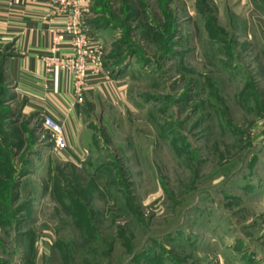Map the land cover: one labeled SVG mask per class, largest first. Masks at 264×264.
<instances>
[{
	"label": "rangeland",
	"instance_id": "374dc122",
	"mask_svg": "<svg viewBox=\"0 0 264 264\" xmlns=\"http://www.w3.org/2000/svg\"><path fill=\"white\" fill-rule=\"evenodd\" d=\"M85 15L103 73L135 65L119 103L79 101L75 164L0 72V264H264V0Z\"/></svg>",
	"mask_w": 264,
	"mask_h": 264
},
{
	"label": "crops",
	"instance_id": "0c3cea01",
	"mask_svg": "<svg viewBox=\"0 0 264 264\" xmlns=\"http://www.w3.org/2000/svg\"><path fill=\"white\" fill-rule=\"evenodd\" d=\"M181 1L185 17L191 15L196 0ZM212 1L216 7L220 2ZM66 19L63 12L53 13L46 0H0V57L7 55L4 73L10 85V99L20 105L23 114L40 120L44 115L54 117L64 130V146L56 152L64 161L75 164L83 158L85 148L81 138L82 104L74 90L75 80L62 64L49 66L44 62L46 58L61 60L72 56L67 34L57 43L56 51L52 48L54 33ZM103 37L101 40L105 41L107 37ZM128 62L122 70H115L116 79L89 67L83 77L84 103L99 99L119 103L124 96V74L135 65ZM245 264L255 263L249 259Z\"/></svg>",
	"mask_w": 264,
	"mask_h": 264
},
{
	"label": "built area",
	"instance_id": "2783aa9c",
	"mask_svg": "<svg viewBox=\"0 0 264 264\" xmlns=\"http://www.w3.org/2000/svg\"><path fill=\"white\" fill-rule=\"evenodd\" d=\"M51 6L52 12H63L66 15V22L60 30H56L53 36V51H56V46L63 35L69 36L70 46L72 47V56L55 60L46 58L45 64L51 66V63L56 62L62 64L72 74L75 80V93L79 101L81 100V92L84 84L83 77L85 72L91 67L96 72H103L99 56L96 52L94 39L88 35V30L85 24L84 16L87 11L88 0H46ZM41 125L49 131L53 140L55 151L64 146V130L62 125L57 120L50 116L44 115L41 118Z\"/></svg>",
	"mask_w": 264,
	"mask_h": 264
},
{
	"label": "trees",
	"instance_id": "16d2710c",
	"mask_svg": "<svg viewBox=\"0 0 264 264\" xmlns=\"http://www.w3.org/2000/svg\"><path fill=\"white\" fill-rule=\"evenodd\" d=\"M200 1H203V0H196V4L198 5V2H200ZM204 1H208V0H204ZM196 5V6H197ZM172 54V53H171ZM134 55H135V51L134 50H131V51H128V52H126L125 53V55L124 56H122V58L121 59H119V63L116 65L117 67H114V68H116V70L118 69H121L122 67H124V66H127V63H128V60L130 59V58H133L134 57ZM7 56V55H6ZM6 56H1L0 57V72L2 73V75H4L5 76V73H4V61H5V58H6ZM5 79H6V76H5ZM2 105H3V100H0V121H3V118H4V110H2ZM1 149V151H2V153H8V151L10 150V148L8 147V146H3L2 148H0ZM7 154H5V156H6ZM12 188H15V185L13 184V187H12V185H11V187H10V191L9 192H12ZM8 198H9V200H10V196H8Z\"/></svg>",
	"mask_w": 264,
	"mask_h": 264
}]
</instances>
